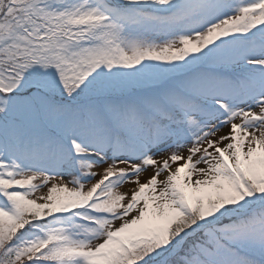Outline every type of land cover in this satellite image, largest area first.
I'll use <instances>...</instances> for the list:
<instances>
[{
  "label": "snow or ice",
  "instance_id": "obj_1",
  "mask_svg": "<svg viewBox=\"0 0 264 264\" xmlns=\"http://www.w3.org/2000/svg\"><path fill=\"white\" fill-rule=\"evenodd\" d=\"M0 264H264V0H0Z\"/></svg>",
  "mask_w": 264,
  "mask_h": 264
}]
</instances>
